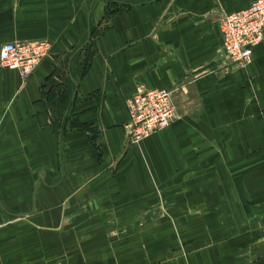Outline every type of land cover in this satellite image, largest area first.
I'll list each match as a JSON object with an SVG mask.
<instances>
[{"label":"crops","instance_id":"crops-1","mask_svg":"<svg viewBox=\"0 0 264 264\" xmlns=\"http://www.w3.org/2000/svg\"><path fill=\"white\" fill-rule=\"evenodd\" d=\"M256 0H0V264H264V40L236 68L221 18ZM139 85L178 118L134 142Z\"/></svg>","mask_w":264,"mask_h":264},{"label":"built area","instance_id":"built-area-1","mask_svg":"<svg viewBox=\"0 0 264 264\" xmlns=\"http://www.w3.org/2000/svg\"><path fill=\"white\" fill-rule=\"evenodd\" d=\"M223 53L236 68L246 67L253 49L264 40V0L254 1L248 8L221 18ZM48 40L11 42L0 50V65L14 69L26 78L49 54ZM130 121L126 126L132 141L138 143L171 125L177 110L168 90L139 85L127 102Z\"/></svg>","mask_w":264,"mask_h":264},{"label":"rangeland","instance_id":"rangeland-1","mask_svg":"<svg viewBox=\"0 0 264 264\" xmlns=\"http://www.w3.org/2000/svg\"><path fill=\"white\" fill-rule=\"evenodd\" d=\"M248 8V7H247ZM246 9V8H245ZM235 12H237V11H235ZM148 88V87H147ZM162 131V130H161ZM160 132V131H159Z\"/></svg>","mask_w":264,"mask_h":264}]
</instances>
